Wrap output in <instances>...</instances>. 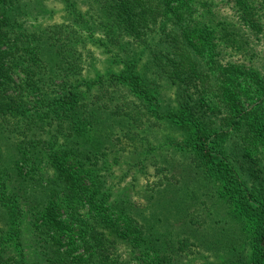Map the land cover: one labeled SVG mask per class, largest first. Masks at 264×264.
<instances>
[{
  "label": "trees",
  "instance_id": "trees-1",
  "mask_svg": "<svg viewBox=\"0 0 264 264\" xmlns=\"http://www.w3.org/2000/svg\"><path fill=\"white\" fill-rule=\"evenodd\" d=\"M41 1L0 0V264H179L192 245L223 248L219 261L202 264H264V166L239 170L226 145L236 128L264 155V110L250 117L263 103L244 107L241 96L264 89V80L215 57L236 24L211 29L197 0H62L71 22L42 26L27 18ZM256 3L239 0L244 22ZM152 26L161 48L150 52V75L131 56ZM96 42L121 71L87 77ZM158 80L175 85L177 108L162 106ZM202 93L218 106L202 103ZM154 103L160 118L190 130L178 141L181 166L152 189L168 192L165 206L183 218L184 236L159 227L132 199L113 200L103 167L117 152L115 122L143 126ZM209 200L219 214L202 217L199 205Z\"/></svg>",
  "mask_w": 264,
  "mask_h": 264
},
{
  "label": "rangeland",
  "instance_id": "rangeland-1",
  "mask_svg": "<svg viewBox=\"0 0 264 264\" xmlns=\"http://www.w3.org/2000/svg\"><path fill=\"white\" fill-rule=\"evenodd\" d=\"M41 2L38 5V10L27 15L31 23L43 26L54 22H65L67 24L71 22L72 13L66 9V5L62 0H42ZM197 2L199 6L197 15L202 16L204 22L211 29L214 30V27H212L214 25L219 33H224L225 31H219L222 21L236 24V27L230 28V30L235 29L237 34L227 35V38H231V41H222V45L218 46V50L221 53L215 57H221L223 63L233 64L240 71L239 73L242 77H245L244 73L247 72L255 83L256 81L260 83V80H264V0H259V3H256L255 7L251 9L252 13L248 15L247 23L241 18L238 9L239 0H197ZM218 23L220 25H216ZM158 32V26H152V30L146 35L145 41H139L137 45L139 46V52L131 56L136 59L140 55L137 68L142 72H148L150 75V68L147 70L145 67L150 65L148 61L150 52L161 48L158 43ZM101 36L102 33L97 31L96 37ZM91 46L94 56L93 58H87V77L95 78L98 74L107 73L111 70L121 71L124 65L118 61H113V54L106 52L105 45L96 42V44ZM87 47L90 48L89 45ZM258 78L261 79L259 80ZM158 81L162 82V85L158 83L162 94L160 96L163 102L162 106L172 104L174 108H177V89L175 85L167 81ZM241 96L243 97L244 107H252L254 104L257 106L256 104L263 103V105L258 107L257 111L251 113L250 117L252 119L255 117V113L264 110V100L257 102V97H264V89L262 87L259 86L257 92L249 89L246 94L242 92ZM201 97H203L201 102L210 105L211 109L218 106V102L212 94H199L198 99ZM154 104H151V109H148L149 114L154 119V122H161L162 124H151L152 118L146 120L143 126L142 124L130 122V120L119 124L115 122V133L116 135L118 132L121 134L120 140L114 137L113 141V146L117 149V152L105 159L103 167L105 172L108 173L113 200L132 199L135 203L144 207L147 212L153 214L159 227L163 229L168 226L173 233H180V235L184 236L185 234L181 230L183 228L181 219L183 218H176L181 215L177 214L175 216L174 205L172 207L165 206L169 201L168 192L159 191L160 189L153 191L152 189L156 187L157 179L168 173V168H173V165L176 164L180 165L179 161L184 159L182 150L185 149L180 150L178 141L185 139L190 130L183 126L181 127L180 123L160 118L157 111V103ZM225 104L229 107L232 106L228 102H225ZM203 108L209 110L206 105H203ZM226 110H220L219 117L224 116ZM226 121L224 120V122ZM225 125L226 127H232L229 124ZM233 131L232 138L226 140V145L228 141L232 144L228 149V157L239 170L246 167V169L259 171L261 166H264V161L259 162L258 155L261 159L264 155H260L252 148L259 141L256 138H241L242 132L237 131L236 128H233ZM191 187H194V185L190 184ZM157 198H159V203ZM200 198H204V196H200ZM208 205L200 203L198 211L202 217L206 216L210 209L214 210L215 215L219 214L220 210L215 211L217 207L212 200L208 201ZM222 215H224L223 212L220 216L222 217ZM220 216H215V218ZM167 218L170 220H166ZM210 218H214V215H211ZM23 228L27 231L26 221L23 222ZM212 232H208V235L210 236ZM221 236L220 232L219 234L217 233L218 239ZM210 238L213 239L211 236ZM26 249L32 254L29 244H27ZM222 251L223 248L208 249L203 245H192L190 250L187 248L183 251V257L179 264H202L208 261H219L224 256ZM133 263L144 264L137 259L133 260Z\"/></svg>",
  "mask_w": 264,
  "mask_h": 264
}]
</instances>
